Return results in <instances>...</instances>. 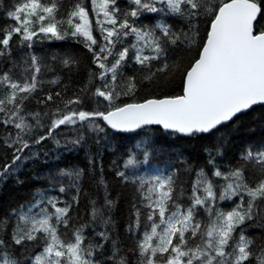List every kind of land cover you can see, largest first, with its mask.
<instances>
[{
	"label": "snow or ice",
	"instance_id": "1",
	"mask_svg": "<svg viewBox=\"0 0 264 264\" xmlns=\"http://www.w3.org/2000/svg\"><path fill=\"white\" fill-rule=\"evenodd\" d=\"M255 107L264 0H0V264H264Z\"/></svg>",
	"mask_w": 264,
	"mask_h": 264
},
{
	"label": "trees",
	"instance_id": "2",
	"mask_svg": "<svg viewBox=\"0 0 264 264\" xmlns=\"http://www.w3.org/2000/svg\"><path fill=\"white\" fill-rule=\"evenodd\" d=\"M56 44H59L61 42H55ZM13 46L15 47V42H13ZM86 73H85V78H86ZM46 79H51V76L46 77ZM53 88H55V85H52ZM156 91L154 88L149 89L145 88L142 89L139 95L143 96L145 95L146 92L148 91ZM260 113H264V109L255 107L253 113H250L248 116L242 117V119L246 122V125L251 126V121L250 117L253 115H258ZM6 130L4 128H0V135H3ZM260 134V129L257 128L254 133H240V135H252L253 138H258ZM141 136L143 133L140 134ZM132 140H135L136 137L131 138ZM171 141L172 147L175 149L181 151L185 157H189V163H192L193 160L197 163H202L203 159H205L204 155L199 151V141L196 140H185V139H180V140H173L172 138H169ZM51 147V144L49 143L48 145ZM3 150L0 149V155H2ZM110 159V157H108ZM106 171H107V165ZM41 171L40 166L37 165H31V164H26L24 171L20 173V177L22 179H25V185H17L14 181V179H8L6 183H0V201L3 202H17L23 198L26 197L27 193L30 191V188L28 185L32 186H39L40 182L39 181H34L32 180V177L39 173ZM118 218L121 219L120 223V230L123 232V221L126 219L127 216V211L123 207V203L121 205V209L118 210L117 213ZM251 234H256L255 231H253Z\"/></svg>",
	"mask_w": 264,
	"mask_h": 264
}]
</instances>
